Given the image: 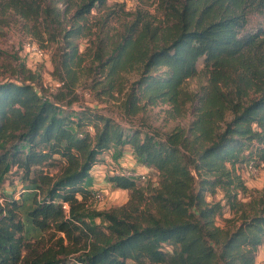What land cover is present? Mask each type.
Wrapping results in <instances>:
<instances>
[{
    "label": "trees",
    "instance_id": "trees-1",
    "mask_svg": "<svg viewBox=\"0 0 264 264\" xmlns=\"http://www.w3.org/2000/svg\"><path fill=\"white\" fill-rule=\"evenodd\" d=\"M106 2L75 0L56 92L46 95L34 73L0 81V264H255L264 244V196L242 203L240 168L251 161L264 168V23L250 17L264 14V0L166 1L158 27L141 15L107 55L99 46L92 63L107 74L105 90L122 71L140 72L122 104L123 121L75 106L84 58L74 39L91 37L88 16ZM6 6L27 19L61 17L46 0ZM200 63L213 89L199 96L189 126L160 133L131 119L159 101L178 111ZM222 85L237 90L227 96ZM126 146L158 174L157 185L147 196L136 178L113 174L109 182L132 191L129 202L91 209L95 166ZM53 166L56 173L45 170ZM11 172L21 173L19 199L2 188ZM219 191L223 198L215 200ZM225 206L240 218L232 229L216 223Z\"/></svg>",
    "mask_w": 264,
    "mask_h": 264
},
{
    "label": "rangeland",
    "instance_id": "rangeland-1",
    "mask_svg": "<svg viewBox=\"0 0 264 264\" xmlns=\"http://www.w3.org/2000/svg\"><path fill=\"white\" fill-rule=\"evenodd\" d=\"M46 1L50 4L52 12L58 11L61 14L60 18L51 15L49 20L44 17L39 20L27 19L7 7L6 0H0V81L24 78L28 77L30 73H34L39 76L37 80L39 86L46 95H49V93L57 91L55 86L59 80L56 66L58 65L60 47L64 45L63 29L67 26L70 27L68 17L74 11L75 0ZM166 1H172L179 6L180 1L183 0H107L105 6L92 10L88 16L89 24L87 26L91 27L94 33L91 37L84 36L74 39L79 44L84 58L82 66L77 70L80 78L76 88V93L79 94L76 107L83 105L99 113L114 115L123 121L120 115L123 111L122 104L133 81L139 78L140 72L139 70L122 71L115 88L107 91L105 90L108 83L107 74H99L93 70V53L99 46H102L107 55L121 33L125 32L136 17L143 15L151 22L153 28L158 27L164 20ZM250 17L253 25L264 23V14L252 13ZM29 39H33L46 51V56L43 59L31 55L24 48ZM198 69L199 72L184 83L182 95L179 97L178 111L171 103L159 101L157 104L147 105L142 112L131 119L136 124L142 123L147 128H155L160 133H165L174 127L189 126L198 116L199 96L210 93L213 89L202 63L199 64ZM221 88L222 91L218 89L219 93H224L227 96L232 95L233 90H237L234 86L233 89L224 85ZM231 116V112L227 111L225 118L230 120ZM248 153L247 151L246 155ZM118 159L119 155L115 154L114 162L118 163ZM97 165L99 166V164ZM108 165H111V162ZM45 170L54 174L59 170V167L53 166L45 168ZM110 171L113 170L109 166L103 168L105 173V176L101 177L103 183L97 184L92 189V193L96 189H106L107 196L104 201L99 203L92 198L89 203L91 209L110 210L127 204L132 197L131 190L116 187L108 181V177L112 175ZM148 172L147 180L137 182L139 186L147 188L145 190L147 196L150 194V187L157 185L159 180L156 172L153 170ZM240 172L247 185V192L240 194L242 203L247 205L252 200L264 196V168L257 167L255 174H252L247 171V166H243L242 169L240 168ZM20 177L21 173L18 172H11L6 176L2 188L4 192L6 191L7 197L19 199L23 187ZM223 195V192L219 191L214 199L221 200ZM223 204H225V200H223ZM239 221L237 212L228 206H225L223 213L216 217L217 225L224 229L234 228ZM50 233L46 232L43 237L48 239ZM255 264H264V244L258 250Z\"/></svg>",
    "mask_w": 264,
    "mask_h": 264
},
{
    "label": "built area",
    "instance_id": "built-area-1",
    "mask_svg": "<svg viewBox=\"0 0 264 264\" xmlns=\"http://www.w3.org/2000/svg\"><path fill=\"white\" fill-rule=\"evenodd\" d=\"M24 48L31 55L39 59H43L46 56V51L40 45H38L35 41H33V39H29V41L25 43ZM60 85H61V82L58 81L56 83L55 89H57V87H59ZM112 170L114 171V174H120V175L127 176L130 178H136L139 181L147 180V178L149 177L148 171L138 172L135 169L118 167L115 164L112 166ZM256 170H257V167L255 166L254 162L253 161L249 162L247 165V171L249 173L255 174ZM92 196H93V200L99 203L105 200L107 196V192L105 189H96L93 191ZM64 208L68 210L69 208L68 203H64Z\"/></svg>",
    "mask_w": 264,
    "mask_h": 264
},
{
    "label": "crops",
    "instance_id": "crops-1",
    "mask_svg": "<svg viewBox=\"0 0 264 264\" xmlns=\"http://www.w3.org/2000/svg\"><path fill=\"white\" fill-rule=\"evenodd\" d=\"M115 153V150L111 149L107 155H106V161H104L103 163L96 165L93 173H92V184L90 185V187L92 189H94L96 187L97 184H102L103 182V176H105V173L103 172V168H106L107 166H109L110 168H112V164L120 166V167H125V168H132L137 170L138 172H145V171H149L151 170V168L142 165L140 163L137 162L134 154H133V150L130 146H126L124 148V150L122 151L121 156L118 159V163L114 162L113 160V154ZM112 157V158H111ZM109 162H111V165H108ZM97 167V170H96ZM99 172V173H98ZM110 173L113 175L114 172L110 171ZM107 174V172H106ZM106 190V189H105ZM107 191V190H106Z\"/></svg>",
    "mask_w": 264,
    "mask_h": 264
}]
</instances>
